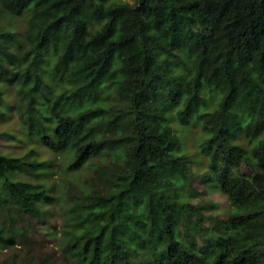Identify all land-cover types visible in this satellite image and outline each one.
<instances>
[{
  "label": "trees",
  "instance_id": "obj_1",
  "mask_svg": "<svg viewBox=\"0 0 264 264\" xmlns=\"http://www.w3.org/2000/svg\"><path fill=\"white\" fill-rule=\"evenodd\" d=\"M103 78L112 98L86 103ZM12 82L25 134L68 148L65 169L108 156L105 189L67 190L65 260L136 264L126 238L149 249V264H264V0H0V116ZM193 113L205 132L200 179L225 195L222 216L187 198L193 174L171 121ZM27 152H0V246L14 243L17 219L44 221L46 188L10 175L42 164Z\"/></svg>",
  "mask_w": 264,
  "mask_h": 264
},
{
  "label": "rangeland",
  "instance_id": "obj_2",
  "mask_svg": "<svg viewBox=\"0 0 264 264\" xmlns=\"http://www.w3.org/2000/svg\"><path fill=\"white\" fill-rule=\"evenodd\" d=\"M24 17L23 14L22 18ZM19 20H21L20 16ZM50 59L49 65L51 64ZM49 65L47 59L43 63L45 69L43 74L46 83L53 92L58 88L60 82L48 76ZM14 93L13 82L2 86L3 114L0 116V152L21 154L28 151L27 157L41 160L42 164L30 173L23 170H12L10 175L14 178L41 182L49 193L50 199L41 203L44 208L43 222H36L34 226H31L25 224V221L17 219L20 222L15 225V229L12 231L14 243L0 246V264H21L23 260H25V264H74L65 260L63 254L58 250L56 242L60 229L72 222V218L65 212L70 203V199L67 198V190L70 185L74 187L95 186L105 189L107 184L99 167L107 166L108 156L95 155L78 169H65L70 150L67 148L51 151L34 135L25 134L17 111L13 107L15 104ZM113 95V84L109 82L108 78H103L92 91H87L84 101L89 104L106 102ZM35 105L42 111V114L50 115L46 102L39 95L35 96ZM212 105L213 98L210 97L207 99L205 107L210 108ZM50 121L51 117L42 119V124H49ZM171 122L178 137V152L188 159L189 169L193 174L185 186L195 189L196 195H189L187 198L192 202H212L214 207L208 212L224 215L229 208L225 195L219 190L212 176L204 181L200 179V172L205 171L207 166V155L200 151L198 143L205 134L200 120L193 113L186 122ZM242 168L248 170L247 167L242 166ZM177 189L180 192L184 191V188L179 185ZM122 243L136 264H149L150 253L147 247L142 246L136 240L126 238H122Z\"/></svg>",
  "mask_w": 264,
  "mask_h": 264
}]
</instances>
